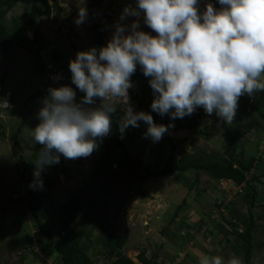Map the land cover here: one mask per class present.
<instances>
[{
  "label": "rangeland",
  "instance_id": "obj_1",
  "mask_svg": "<svg viewBox=\"0 0 264 264\" xmlns=\"http://www.w3.org/2000/svg\"><path fill=\"white\" fill-rule=\"evenodd\" d=\"M54 1L59 4L60 16L56 19L55 12H53L51 16L42 15L40 17L37 26L43 34L41 33L39 40L47 42L50 49L59 50L69 63L80 51L106 46L112 38L115 24L118 21L130 27L131 23L137 19V17L128 16L120 21L125 7H135L136 0H104L100 6H90V0H49L51 4ZM208 1H213L216 8L220 7L218 0H200L199 7ZM79 6H85L88 11L87 19L81 25L75 23ZM21 8L23 6H20ZM139 19L140 30L151 32V29L143 22V17ZM96 22H102L105 25V42L102 46H97L94 41L95 33L92 25ZM34 31L35 29L29 32L32 40ZM151 34L156 35L153 32ZM31 46L36 48L37 44L33 43ZM48 52L49 49L44 53L45 57L48 56ZM3 58L0 60V76L5 72L7 76L4 81H0V92L4 96L10 95L12 104L10 108L4 109L6 103H2V109H0V123L2 124L0 126V264H55L54 256L42 254L41 249L37 248L38 244L36 249L43 257L40 259H45L46 262L36 260L29 251L16 248L20 246L17 241L26 231H31L33 234L36 230L28 208L29 199L23 196L26 194L27 187L34 182L26 183L21 178L18 167L19 156L21 154L26 157L36 156L43 147L34 143L32 137V129L40 122L37 110L40 106L34 105L32 100L27 104L24 101L45 86L48 78L38 72L36 55L17 44H14ZM56 77L65 79L60 83L54 81L55 87L71 86L77 93L76 102L80 103L83 97L79 89L72 84L70 69L68 67L60 69ZM262 94H257L253 102L257 103V99L261 98L263 103ZM47 96L45 95L44 98ZM129 97L133 110L139 112L138 100H135L131 94ZM117 106V109H124L122 101L117 102ZM250 110L255 116H259L257 110L253 108ZM198 112L200 122L196 126L178 130L168 126V131L158 142H153L151 137H145L147 125L143 121L139 122V127L129 126L126 130L129 129L137 134L134 140L126 139L129 151L132 155L141 157L145 164L152 167L163 166L172 152L176 161L183 155L191 156L201 151L209 155L224 154L228 144L222 121L215 113L208 116L202 107L198 109ZM124 115V113L112 115L111 134L102 141H98V148L89 157L70 160L61 156L58 164L45 166L41 179L45 181L51 174L58 175L63 165L82 173L83 176H79L80 179L86 178L91 167L99 160L111 135L121 136L119 122ZM254 115H249L247 118L252 121ZM156 118L154 117V120ZM260 119L264 122V119ZM13 135L17 136L16 140ZM16 141L22 145V148L17 146ZM243 142L241 156L244 160L249 161L251 157L256 158L254 163L257 170L251 169L248 172L247 179L250 182L237 185L232 180L215 179L206 172H202L199 181H196L195 171L189 170L178 175L150 177L145 182L136 185L137 193L132 194V198L121 210L119 217L116 219L113 213L109 212L108 220L105 222L109 229H114L120 234H123L127 227L130 229V237L126 245L127 255L132 257L137 264H141L138 254L142 251H145L148 257L153 254L158 255L159 264H198L200 254L221 255L225 259L232 255L239 257L233 250L237 237L231 223H237V228L243 229V222L249 217L248 209L252 201L251 193L255 190L253 185H255L258 195L253 211L257 225L254 229L255 248L251 264H264V177L258 180L251 178L253 172L264 171V130L252 129L243 137ZM32 165L34 176L33 162ZM69 182L65 172L60 173V178L53 186L43 184V189L31 187L45 199V206L39 210L41 220L48 222V225L55 227L54 230L57 231L54 225L58 223L56 219L59 217L57 216L59 206L77 191L75 186L66 185ZM239 190L242 192L238 193ZM16 192L20 194H15ZM12 195L15 199L23 196L26 200L20 202L22 205L18 206V204L11 203ZM184 198L187 200L182 206ZM232 202L233 204H230ZM180 205L182 207H179ZM20 208L25 211H20ZM222 226L232 232L225 233ZM104 237L105 232L100 224L93 228L90 236L87 237L89 253L95 259L97 255L93 254L94 250L99 257L102 250L106 251L102 243ZM172 256H175L174 260L170 259ZM98 262L100 263V260Z\"/></svg>",
  "mask_w": 264,
  "mask_h": 264
},
{
  "label": "clouds",
  "instance_id": "obj_2",
  "mask_svg": "<svg viewBox=\"0 0 264 264\" xmlns=\"http://www.w3.org/2000/svg\"><path fill=\"white\" fill-rule=\"evenodd\" d=\"M218 3L219 8L206 3L201 12L200 0H136V6H126L120 16V21L137 17L130 27L118 21L106 46L78 52L69 69L72 84L85 95L77 103L71 86L48 89L38 112L40 122L32 129L34 143L43 147L32 161L35 181L30 187L43 189L42 171L58 164L61 156L89 157L98 141L111 134L119 101L125 112L119 122L121 138L141 121L147 125L146 138H163L168 126L130 104L131 77L138 65L150 78L152 112L175 120L202 107L208 116L215 113L231 125L240 98L264 92V0ZM87 16V8L79 6L75 23L83 24ZM141 16L151 32L140 30ZM198 264L243 262L235 255L225 259L200 254Z\"/></svg>",
  "mask_w": 264,
  "mask_h": 264
},
{
  "label": "trees",
  "instance_id": "obj_3",
  "mask_svg": "<svg viewBox=\"0 0 264 264\" xmlns=\"http://www.w3.org/2000/svg\"><path fill=\"white\" fill-rule=\"evenodd\" d=\"M90 1V6H100L104 2V0ZM207 3H213V1H208ZM205 5L199 7L201 12L204 11ZM20 6H23V8L20 9ZM60 11L59 4L56 1L51 4L49 0H0V60L4 59L3 57L14 44H17L36 55L38 72L48 78L45 86L38 89L24 101L25 104L30 100L34 102V105L38 104L40 106L37 108L38 111L43 106L41 101H43L45 95H48V89L55 87L53 82L60 83L65 79L64 77H56V73L62 68L68 67L69 69L68 59L59 50L50 49L47 42L44 43L39 40L41 38L40 35L43 34L39 26H37L40 17L42 15L51 16L55 12V18L57 19L60 16ZM92 27L95 33V44L102 46L105 42V25L102 22H96ZM33 29L35 31L34 39L32 40L29 32ZM33 43L37 44L36 48L31 46ZM48 49V56L45 57L44 53ZM46 60H50V63ZM6 76L7 73H3L0 76V81H4ZM149 80L150 78L143 75L138 65L137 71L131 77L132 85H136L129 89V94L133 95L135 100H138L140 111L149 112L154 117H157L155 122L158 125L171 126L176 130L185 127L191 128L200 122L199 108L192 115L175 120H172L168 115L161 117L157 113L152 112L151 103L154 96ZM50 84L51 86H49ZM261 93L264 96V92H258L256 95ZM81 95L84 97L85 94L81 92ZM255 96L244 95L240 98L237 110L238 115H236L231 125H227L222 121L225 130L224 135L228 144L224 154L217 155L213 153L209 155L205 151H201L191 156L183 155L176 161L172 152L163 166L152 167L145 164L141 157H136L129 151L126 139L134 140L137 134L128 129L123 138L116 134L111 135L101 152L99 160L96 165L91 167L86 178L80 179L79 176L82 177V173H78V170H71L63 165L59 171L60 173H67L70 182L66 185L75 186L77 191L72 193L59 206V213H57L59 217L56 219L58 223L54 225L58 231L40 218L39 210L45 206V199L36 190L27 187L25 190L26 194H23V196L29 199L28 208L33 217V227L36 229L33 234L37 235H33L31 231H26L20 240L17 241L20 246L16 248L29 251L31 252L30 255L36 260L46 262L45 259H40V257H43L41 252L39 253L36 249L38 244L37 248L41 249L42 254L54 256L53 262L55 264H137L126 253L130 229L127 227L123 234L118 233L114 229H109L105 225L108 220L107 214L112 212L114 218L117 219L120 212H122L121 210L132 198V194L137 193L136 185L145 182L150 177L172 176L194 170L196 181H199L202 172H206L215 179H230L237 185L250 182L247 179L248 172L251 169L257 170L254 163L256 158L251 157L249 161H246L241 156L244 147L243 137L252 129L264 130V122L260 119H264V102L262 103L261 98H258L257 103H254L253 99ZM6 102L9 105L11 104L10 95L4 96L0 92V109H2L1 104ZM90 106L85 105V107ZM252 108L259 112L258 117L252 113L250 110ZM4 109H7V107L5 106ZM117 113L125 114L124 109L121 108L117 109L113 114ZM249 115L255 116L252 121L247 118ZM13 138L16 140L17 136L13 135ZM16 144L22 148L19 142L16 141ZM36 158V156L26 157L23 154L19 156L18 167L20 175L26 183L34 182L35 180L32 174V161ZM60 173L58 175L51 174L49 179L43 181V184L53 186L60 178ZM262 176L264 177V171L260 173L256 171L253 172L251 178L252 180H258ZM253 187L255 190L254 193H251L252 201L248 209L249 217L247 221L243 222V229L237 228V223H231L234 226L233 232L237 237V243L233 244V250L241 258L243 264H251L255 248L254 229L257 223L253 210L256 206L255 200L258 191L255 185ZM242 190H239L238 193L242 192ZM15 194L20 193L16 192ZM23 196L15 199L12 195L10 201L20 206L22 205L20 202L26 200ZM186 200V198L183 199L182 206L186 203ZM230 204H233V202ZM182 206L180 205L179 207ZM22 210L25 211L20 208V211ZM98 224L105 232L102 243L105 245L106 251L102 250V254L99 257V254L94 250L93 254L97 255L95 259L89 253V246L86 241L92 229ZM224 232L228 233L232 232V230L229 231L224 228ZM157 257L158 255L156 254L148 257L145 251L138 254L141 264H159ZM174 258L175 256H172L170 259L174 260ZM98 260H100V263Z\"/></svg>",
  "mask_w": 264,
  "mask_h": 264
}]
</instances>
